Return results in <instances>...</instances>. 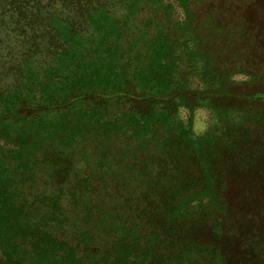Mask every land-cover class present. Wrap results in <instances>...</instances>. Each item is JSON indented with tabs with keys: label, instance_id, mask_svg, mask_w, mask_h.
Here are the masks:
<instances>
[{
	"label": "rangeland",
	"instance_id": "374dc122",
	"mask_svg": "<svg viewBox=\"0 0 264 264\" xmlns=\"http://www.w3.org/2000/svg\"><path fill=\"white\" fill-rule=\"evenodd\" d=\"M158 1L169 10V14L163 15V23L170 33L187 25L189 11L195 15L206 8L209 1L215 11L221 10L217 11L219 15H227L228 22L221 25L226 30L225 37L221 33L215 36L223 40L224 49L198 55L193 53L194 41L188 40L185 31L180 32L181 35L175 37L176 46L184 47L178 49V66L170 73L178 76L173 87L163 85L166 89L147 87L145 91L138 90L134 94L138 100L132 103L124 95L120 98L122 105L116 103V98L110 100L107 106L116 107L106 117L108 123L99 117L101 109L96 110L95 116L94 110L89 107L80 109V113L60 117L61 123L58 124L48 122V117L37 120V134L32 142L33 147L36 144V154L33 152L35 155L32 157L39 158V166L34 167L32 158L35 175L32 191L51 195L64 206L67 219L63 222V229L68 232L73 223L82 222L83 210L91 208L102 213L108 208L114 202L111 191L115 187L125 189L124 193L133 188L138 177L135 170L137 173L145 171V185L141 186L149 184L151 188H167L173 198L185 192L187 196L180 203L188 208L206 203V185L217 186L223 202H226V211L223 217L220 215L222 220L217 229L210 228L209 232L201 230L204 234L201 240L209 241L211 246L218 245L221 264H264V0ZM197 1L201 4L194 7ZM117 4L116 0H0V99L19 87L24 70L29 65L45 69L50 67L56 74L60 73V67L50 60L64 63L61 57H65L63 51L70 45L78 53L80 50V55H83L80 62L86 64L87 56L94 52L90 49L89 53L82 54L84 44L106 30L104 17L109 19L122 14L123 10ZM211 11L214 10L211 8ZM229 22L231 24H227ZM191 26L201 30L199 21ZM230 30L232 33L227 35ZM194 31L198 39L196 33L200 31ZM205 35L207 33L202 37V52L213 46ZM61 52L62 56H58ZM112 52L111 47L106 49L103 57L109 60ZM158 62L162 63V58ZM205 63L211 66L207 67ZM216 68L219 69L217 72ZM41 74L39 70L38 75ZM48 76L40 78L44 83L40 85L49 86L55 84L56 79L60 80L54 74ZM80 76H83L81 70ZM152 94L158 100L148 106L149 101L145 100ZM99 97L105 99V94L101 93ZM103 102L99 101L97 105ZM131 106H136L135 112ZM119 111L124 115L121 118L122 127L113 125ZM141 118H150L155 125L169 131L175 125L178 129L185 128L191 138L215 137L217 140L213 148L220 153L217 156L211 154L207 165L200 166L198 159L192 158V153L184 151L182 161L189 166L182 165L177 171L173 167L171 177L169 163L172 156L162 155L161 159L157 153L151 160L143 156L142 148L146 144L143 135H150V129L145 128ZM71 121L80 124V141L76 143L74 140L75 144H71L70 139H62L67 130L73 128ZM103 135H113L119 140L108 146L109 152L102 149L105 142ZM118 145L124 147L119 149ZM178 145L184 146V142L179 141ZM5 146L15 148L13 142ZM55 150L62 152L58 155ZM123 152L127 155V163L122 176L120 172L116 176L112 170L104 172L95 166L94 158L98 155L106 154L112 159ZM70 159L76 161V169L69 165L68 174L64 176L66 167H63ZM3 176L5 180H14L15 185L10 181L8 186H19L21 183L19 177L11 178L7 173ZM207 176L210 177L209 182ZM108 178L110 182L107 186L104 182ZM92 180L95 182L90 184ZM73 189H80V198L78 193L74 198L68 194ZM35 202V206L48 204L47 199ZM44 210L47 211V208ZM33 212L36 214L37 210ZM38 212L41 214V209ZM58 220L59 217L49 220L53 232L58 228ZM63 229L60 228L59 232H65ZM49 241L47 238L48 244ZM70 245V242L66 245L67 254H62L61 261L73 264L71 254L75 250L68 254L72 249ZM26 249L32 252L36 248L29 245ZM91 250L94 251L95 247ZM23 259L24 264L38 262L33 253H25ZM52 260L55 263V259ZM0 264H6L1 254Z\"/></svg>",
	"mask_w": 264,
	"mask_h": 264
},
{
	"label": "trees",
	"instance_id": "16d2710c",
	"mask_svg": "<svg viewBox=\"0 0 264 264\" xmlns=\"http://www.w3.org/2000/svg\"><path fill=\"white\" fill-rule=\"evenodd\" d=\"M116 1L123 12L109 19L104 17L106 30L88 39L84 44L82 54L89 53L90 49L94 52L87 56L86 64L80 62L83 57L80 50L78 53L70 45L63 51L66 53L65 57L62 52L58 55L62 56L64 63L50 60L55 62L62 72L65 71L64 74L61 71L56 74L50 67L45 69L29 65L24 70L19 87L0 99V254L6 264H24L25 253H33L37 264H70L61 261L62 254H67L66 245L68 246L69 242L72 249L68 254L75 250L71 254L73 264H221V250L217 248L218 245L211 246L209 241L206 243V240H201L204 236L201 230L209 232L210 228L217 229L226 211V202H223L222 193L217 186L206 185L205 190L201 189L208 195L206 203L200 202L205 204L198 203L188 208L180 203L187 196L185 192L182 196L173 198L167 188H151L149 184L141 186L145 183V171L137 173L135 170V176L138 177H135L133 188H128L124 193L125 189L115 187V190L111 191L114 202H111L108 208L102 213H97L99 210L91 208L83 210L82 222L73 223L68 232L63 229V222L67 219L64 206L51 195L32 191L31 185L35 181L32 156L36 154V144L33 147L32 142L37 134V120L48 117V122L58 124L61 123L60 117L80 113V109L86 110L89 107L94 110L95 116L96 110L101 109L99 117L106 122V117L116 107L107 106L110 100L116 98V103L122 105L120 98L124 95L132 103L138 100L134 96L138 90L145 91L147 87L166 89L163 85L173 87L177 84L178 76L170 73L176 71L179 60L176 53L179 48L184 47L176 46L175 37L181 35L180 32L185 31L188 40L194 41L193 53L198 55L224 49L223 40L215 36L221 33L225 37L226 30L221 25L225 21L228 22L225 18L227 15H219L221 10L215 11L209 1L206 8L199 10L197 14L191 15L189 11L187 25L179 30L173 29V33L165 28L163 15L169 14V10L160 1ZM191 1L193 3L196 0ZM199 4L201 3L197 1L193 6ZM211 8L214 11H211ZM196 20L201 23V30L191 26L198 22ZM194 30L201 32L196 33L198 39L194 36ZM230 31L227 35L232 33V30ZM206 33L204 37L211 40L213 46L209 50L205 48L202 52V37ZM110 47L113 52L107 60L103 57V52L110 50ZM159 58H162V63L158 62ZM206 65L211 66L208 63ZM218 65L219 62L217 68ZM217 68L216 72L219 70ZM38 69L41 75H38ZM80 70L83 76H80ZM52 74L60 80L56 79L53 85H40L44 84L42 79ZM101 93L105 94L106 100L99 97ZM155 96L152 94L145 100L149 101L148 106L156 103L158 99ZM99 101L104 102L97 105ZM130 108L133 112L137 109L136 106ZM132 115L135 117L134 113ZM123 116V112L119 111L115 115L113 125L122 127ZM54 117L56 120L53 121ZM141 120L145 128L150 129V135H143V140L146 141L142 148L143 156L148 160L154 159L157 153L161 159L162 155L172 156L169 163V168H172L171 177L173 167L176 170L182 165L189 166L182 161L184 151L192 153V158L196 157L200 166L207 165L211 154L217 156L220 153L213 148V143L217 140L215 137L211 139L205 135L201 138H191L189 130L178 129L177 125L169 131L155 125L150 118ZM71 122L74 123L73 128L67 130L62 139H70L69 142L75 144L74 140L76 143L80 141V124L78 121ZM104 137L102 149L109 152L108 146L119 140L113 135H103ZM179 137L182 139L178 140ZM179 141L184 142V146L180 147ZM10 142H13L15 148L9 149L5 146ZM123 147L118 145L119 149ZM60 152L62 151L55 150L58 155ZM107 156L103 154L95 157V166L102 168L104 172L112 170L116 176L120 172L122 176L127 163L126 153L123 152L112 159V156ZM33 159L34 167L39 166V158ZM75 163V160H67L63 167H66L64 176L68 174L69 165L72 164L76 169ZM5 173L11 178L19 177V186H8L10 181L14 180H5ZM206 179L209 182L210 177L207 176ZM93 182L95 181L89 183ZM109 182L110 178L104 183L108 186ZM149 189L150 191L146 192ZM141 192H146L144 194L147 195ZM76 193L80 198V189H73L68 194L74 198ZM45 199L48 204L44 207L35 206L36 200ZM44 208H47V211ZM40 209L41 214L38 212ZM35 210L36 214L33 212ZM55 217H59L58 228L53 232L49 220ZM60 228L65 232H59ZM47 238L50 240L49 244ZM29 245L35 247V251L27 250ZM93 246L94 251L91 250ZM52 259H55V263H52Z\"/></svg>",
	"mask_w": 264,
	"mask_h": 264
}]
</instances>
